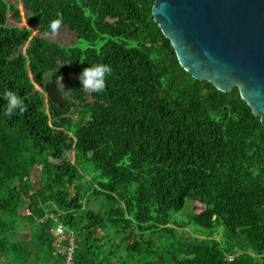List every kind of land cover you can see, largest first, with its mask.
<instances>
[{"label":"trees","instance_id":"16d2710c","mask_svg":"<svg viewBox=\"0 0 264 264\" xmlns=\"http://www.w3.org/2000/svg\"><path fill=\"white\" fill-rule=\"evenodd\" d=\"M17 1L39 35L0 0V264H67L58 222L72 264H264V126L239 89L179 65L154 0ZM57 13L77 45L45 38ZM96 63L111 72L85 92ZM5 91L22 112L4 115Z\"/></svg>","mask_w":264,"mask_h":264},{"label":"water","instance_id":"95a60500","mask_svg":"<svg viewBox=\"0 0 264 264\" xmlns=\"http://www.w3.org/2000/svg\"><path fill=\"white\" fill-rule=\"evenodd\" d=\"M152 17L192 78L238 88L264 126V0H154ZM44 91L62 106L54 82Z\"/></svg>","mask_w":264,"mask_h":264},{"label":"clouds","instance_id":"9594fccd","mask_svg":"<svg viewBox=\"0 0 264 264\" xmlns=\"http://www.w3.org/2000/svg\"><path fill=\"white\" fill-rule=\"evenodd\" d=\"M62 26V17L57 13L56 18L49 20L47 32L55 35ZM111 66L104 63H96L84 67L78 73L80 88L85 92L99 93L105 87V77L110 74ZM5 98L4 115L10 116L14 112H22L24 105L21 98L12 91L3 93Z\"/></svg>","mask_w":264,"mask_h":264},{"label":"rangeland","instance_id":"374dc122","mask_svg":"<svg viewBox=\"0 0 264 264\" xmlns=\"http://www.w3.org/2000/svg\"><path fill=\"white\" fill-rule=\"evenodd\" d=\"M7 2L11 3V4H16L18 6V9L20 10V18L19 20H12L11 19V16H12V13L9 12V21H8V24L10 26H17V27H20V28H28L32 31V35L33 36H37L39 35L38 31L29 26L28 24V14L25 12L24 10V7L22 4H19L17 0H6ZM46 39H49L51 42H57V43H61V44H64V45H77V35L73 32H70L69 30L67 29H60L55 35H48V36H45ZM76 43V44H75ZM190 203H187V206L185 208L184 211L180 212L179 214H177V220L178 221H185L186 218H187V215H188V212H189V205ZM87 208L85 207L83 212L86 211ZM196 213H200L202 212V208L197 206L196 207V210H195ZM80 213V212H79ZM188 231H193L192 234H195V232L197 233V235H201V234H206L207 231L205 229H201L199 230L198 228H194L193 226H189V228L187 229ZM217 238L219 237V235L216 236Z\"/></svg>","mask_w":264,"mask_h":264},{"label":"built area","instance_id":"2783aa9c","mask_svg":"<svg viewBox=\"0 0 264 264\" xmlns=\"http://www.w3.org/2000/svg\"><path fill=\"white\" fill-rule=\"evenodd\" d=\"M52 234L57 238V243H59L61 240L65 239V236H68L70 238V244L67 247V249H61L62 253H65L67 256V264H72V254L73 250L75 249V239L72 234L66 233V228L58 222L56 226H54L51 230ZM233 256L227 257V260L229 262L233 261Z\"/></svg>","mask_w":264,"mask_h":264}]
</instances>
